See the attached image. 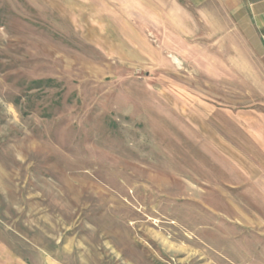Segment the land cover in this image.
I'll return each instance as SVG.
<instances>
[{"label":"rangeland","instance_id":"obj_1","mask_svg":"<svg viewBox=\"0 0 264 264\" xmlns=\"http://www.w3.org/2000/svg\"><path fill=\"white\" fill-rule=\"evenodd\" d=\"M198 1L0 0V243L26 264H264V72Z\"/></svg>","mask_w":264,"mask_h":264},{"label":"crops","instance_id":"obj_2","mask_svg":"<svg viewBox=\"0 0 264 264\" xmlns=\"http://www.w3.org/2000/svg\"><path fill=\"white\" fill-rule=\"evenodd\" d=\"M197 3V2H196ZM200 13L208 15V22H223L220 29L225 38H239L242 40V53L248 56L249 65L261 63L264 66V0H199ZM214 32L215 29L209 28ZM214 30V31H213ZM211 38L217 37L215 34ZM0 264H26L18 256L10 252L9 248L0 243ZM47 264H57L48 261Z\"/></svg>","mask_w":264,"mask_h":264},{"label":"trees","instance_id":"obj_3","mask_svg":"<svg viewBox=\"0 0 264 264\" xmlns=\"http://www.w3.org/2000/svg\"><path fill=\"white\" fill-rule=\"evenodd\" d=\"M54 83L53 79H46V80H34L31 82V85H46L49 87Z\"/></svg>","mask_w":264,"mask_h":264}]
</instances>
